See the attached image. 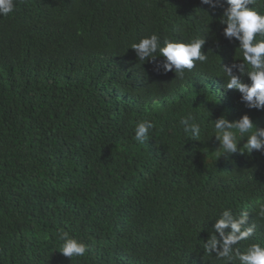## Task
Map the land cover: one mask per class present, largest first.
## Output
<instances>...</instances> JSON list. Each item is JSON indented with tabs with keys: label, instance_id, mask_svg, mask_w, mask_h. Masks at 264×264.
<instances>
[{
	"label": "trees",
	"instance_id": "16d2710c",
	"mask_svg": "<svg viewBox=\"0 0 264 264\" xmlns=\"http://www.w3.org/2000/svg\"><path fill=\"white\" fill-rule=\"evenodd\" d=\"M226 7L17 0L0 16V264H225L203 253V241L227 207L250 210L258 224L241 250L264 242L255 215L264 153L213 152L209 119L247 113L264 126V111L223 87L222 63L243 60L222 35ZM207 32L208 62L183 81L141 65L130 48L152 33L163 42ZM189 112L202 124L198 140L179 124ZM143 120L154 128L140 143ZM61 230L87 243L84 257L60 253Z\"/></svg>",
	"mask_w": 264,
	"mask_h": 264
},
{
	"label": "clouds",
	"instance_id": "9594fccd",
	"mask_svg": "<svg viewBox=\"0 0 264 264\" xmlns=\"http://www.w3.org/2000/svg\"><path fill=\"white\" fill-rule=\"evenodd\" d=\"M17 0H0V16H8L15 11ZM219 23L223 37L238 42L243 60L221 65L225 90L240 93L241 102L249 110L264 111V11L257 7V0H200L201 5L215 11L223 7ZM208 16L207 10H202ZM211 17V16H210ZM209 32V31H208ZM187 40L165 39L161 42L156 33L142 37L130 48L139 62L152 63L154 71L167 74L174 72L175 79L183 81L186 70L194 69L197 64H206L208 55L202 49L207 43V34ZM162 57V60L158 58ZM247 77L251 83H246ZM210 120L214 128V138L218 147L213 150L220 157H228L237 151L251 154L253 151L264 153V126L253 121L247 114L230 120L222 114ZM179 124L185 134L190 133L193 140H198L202 124L197 115L189 112L182 116ZM154 123L150 120L139 121L135 128V140L145 143L149 139ZM246 142L238 149L241 141ZM256 217L264 220V203H260ZM250 210H241L238 214L231 207L223 208L215 219L206 241H203V253L225 264H264V242L249 243L241 250V242L250 241L256 234L258 224L250 219ZM59 238L63 242L60 253L69 259L84 257L89 251L83 240L61 230ZM214 254V255H213Z\"/></svg>",
	"mask_w": 264,
	"mask_h": 264
}]
</instances>
